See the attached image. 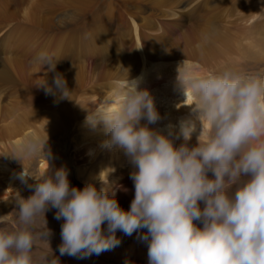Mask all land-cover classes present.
Masks as SVG:
<instances>
[{"label": "clouds", "instance_id": "clouds-1", "mask_svg": "<svg viewBox=\"0 0 264 264\" xmlns=\"http://www.w3.org/2000/svg\"><path fill=\"white\" fill-rule=\"evenodd\" d=\"M54 57L41 51L31 63L55 71ZM178 71L185 100L191 95L198 121L210 125L207 141L201 143L199 135L197 146L175 147L168 136L141 126V119L148 124L160 119L153 98L138 90V79L118 81V107L91 113L87 120L93 126L103 121L109 136L105 146L123 150L138 169L130 177L135 187L130 210L119 206L106 182L100 190L93 184L80 190L70 187L65 168L54 176L47 170L36 180L35 194L19 200L15 227H0V264H37L36 241L51 233L45 219L44 231L35 224L49 207L64 220L61 256H98L120 245L117 230L132 236L147 229L138 239L148 242L149 264H264V73L226 68L198 77ZM54 84L62 97L70 96L60 74ZM194 131V121L181 123L185 142ZM46 145L47 140L29 138L20 153L48 159ZM30 177L25 169L18 174L23 183Z\"/></svg>", "mask_w": 264, "mask_h": 264}, {"label": "rangeland", "instance_id": "rangeland-1", "mask_svg": "<svg viewBox=\"0 0 264 264\" xmlns=\"http://www.w3.org/2000/svg\"><path fill=\"white\" fill-rule=\"evenodd\" d=\"M0 39L4 42L0 46V160L33 177L31 186L18 195L9 192L3 197L4 184H0V227L14 228L19 200L35 194L42 163L67 160L73 171L70 187L83 190L86 186L76 169L87 166V159L73 148L71 140L78 129L67 118L101 99L107 83H117L115 74L135 73L139 55L179 56L182 61L173 64L190 63L201 73L199 77L226 68L264 73V0H0ZM41 51L55 53V71L31 63ZM57 74L66 81L67 98L55 87ZM46 87L52 92L47 93ZM24 112L29 118H24ZM16 116L22 119L17 122ZM207 131L203 122L197 126L196 132L206 135L204 142ZM33 137L47 140L48 159L21 155L19 147ZM208 176L214 178L211 172ZM105 182H98L97 190ZM111 189L119 206L129 211L135 190L126 192L124 202L123 190ZM57 211L49 207L35 224L37 231H44L45 219L51 233L47 240L36 241L37 264H149L148 242L138 239L147 229L132 236L117 230L120 245L98 256H61L64 220L55 218ZM102 227L106 230L107 222Z\"/></svg>", "mask_w": 264, "mask_h": 264}, {"label": "bare ground", "instance_id": "bare-ground-1", "mask_svg": "<svg viewBox=\"0 0 264 264\" xmlns=\"http://www.w3.org/2000/svg\"><path fill=\"white\" fill-rule=\"evenodd\" d=\"M134 30H136L135 32H137V26H134ZM3 43L4 42H2V40L0 39V46H2ZM138 60L139 64L138 66H135V73L117 75L115 74L114 78L117 82L123 81L126 78L129 81L138 79V90H148L151 97L153 98L154 106L157 113L159 114L160 119L154 124H148L146 119H141L140 125H147L150 129L168 136L169 139L173 141L175 147H179L181 144L185 143H187V146L197 145L198 140L195 141L196 139L193 138V136L200 135L196 132L197 126L200 125L201 122H203L204 125L208 128L207 132L209 133L210 125L206 120H201V122L198 121V114L193 111L194 106H191V104L193 103V98L191 97V95H189L188 99L185 100L184 93L178 80V69L180 68L181 74H183L185 70H187L193 76H198V74L201 75L199 70L195 69L193 65L187 62H183L180 65L173 64L174 62L182 61L181 57L179 56L159 57L157 55L145 54V57L143 55H139ZM106 88V92H102L103 97L99 99L95 104L83 108L82 110L77 109V111H73L75 113L74 117L67 118L66 114L65 118L69 120L68 123L73 120V124L76 125L78 134L75 136L73 135L71 142L73 143L72 145L74 150H78V152L81 150L83 152L85 158L87 159V161H85L86 163H88L87 166L81 165L76 169V175L78 179L84 182L85 185L93 184L94 186L98 182L103 183L106 181V184H109V186H107L109 188H112L111 190H115L117 193H120L123 190V193L121 194V200L125 202L126 192H129V189L135 190L134 181L130 177L131 174L138 169H136L135 166L131 163L130 158L125 155L123 150L116 148L110 149L105 146V141L109 139V136L106 133L103 121H100L96 123L95 126H93V124L89 123L87 120V117L91 113L101 115L107 111H113L118 107L120 102V98L118 95V93L120 92V88L117 86V83L108 82ZM161 103H165L164 108H160ZM25 114V117L24 114L21 115L26 119L29 118L27 116V112ZM17 116L15 118L18 122V119L21 116L18 119ZM20 119H22V117ZM26 119L24 120L26 121ZM187 120H192L196 123V131L192 133L191 139L185 142L183 136L180 135V127L181 123ZM10 123L12 124L11 121ZM13 125L11 126L13 127ZM69 125V127H71V124ZM73 127L75 126L73 125ZM13 129L15 128L13 127ZM169 133H171V135H169ZM200 136V142L203 143V139L206 140V135ZM189 141H192V143H189ZM10 150L13 151L12 149ZM11 151L9 152L10 154ZM66 161L67 160H55L52 161V163H42L40 166V179L44 176L47 170L49 175L54 176L55 171L62 167L68 171L69 178L73 171L69 168ZM115 168L117 169L115 170ZM22 171L23 170H16L15 168H13L9 161L0 160V184L1 182L2 185L4 184V188L1 189V192H3V194L1 195L3 197H6L7 193L9 192L14 195H18L31 186L32 179L28 178L27 183H23L20 179H18V174ZM2 187L3 186H1V188ZM5 199L3 200L5 201ZM0 201H2V199Z\"/></svg>", "mask_w": 264, "mask_h": 264}]
</instances>
